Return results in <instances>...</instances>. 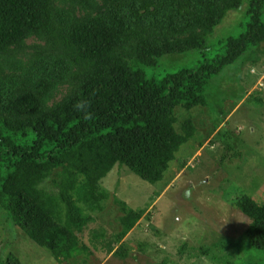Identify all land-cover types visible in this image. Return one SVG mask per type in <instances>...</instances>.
<instances>
[{
  "label": "trees",
  "instance_id": "1",
  "mask_svg": "<svg viewBox=\"0 0 264 264\" xmlns=\"http://www.w3.org/2000/svg\"><path fill=\"white\" fill-rule=\"evenodd\" d=\"M247 3L244 31L196 68L147 75L166 55L207 50ZM263 43L264 0H0V206L8 220L57 259L93 255L82 236L95 220L87 211H104L111 197L101 181L117 165L162 181L197 134L191 119L177 128L178 108L205 106L215 76ZM223 196L252 220L236 247L264 250V202L234 184ZM114 202L122 229L111 252L144 215Z\"/></svg>",
  "mask_w": 264,
  "mask_h": 264
},
{
  "label": "rangeland",
  "instance_id": "2",
  "mask_svg": "<svg viewBox=\"0 0 264 264\" xmlns=\"http://www.w3.org/2000/svg\"><path fill=\"white\" fill-rule=\"evenodd\" d=\"M248 8L249 3L230 13L207 50L166 55L158 66L145 67L147 75L196 68L208 50L214 54L222 41L244 31L239 25ZM253 56L256 65L249 63ZM247 58L215 76L205 106L178 108L177 128L191 119L197 134L183 145L162 181L150 183L119 165L101 181L111 197L104 211H87L95 220L82 236L93 255L55 258L8 220L0 206V264H264V250L236 247L252 220L223 196L234 184L264 202V43L250 49ZM115 195L144 215L111 252L122 229ZM121 251L128 257H119Z\"/></svg>",
  "mask_w": 264,
  "mask_h": 264
},
{
  "label": "clouds",
  "instance_id": "3",
  "mask_svg": "<svg viewBox=\"0 0 264 264\" xmlns=\"http://www.w3.org/2000/svg\"><path fill=\"white\" fill-rule=\"evenodd\" d=\"M78 107L83 108V105L81 104V105H79Z\"/></svg>",
  "mask_w": 264,
  "mask_h": 264
}]
</instances>
